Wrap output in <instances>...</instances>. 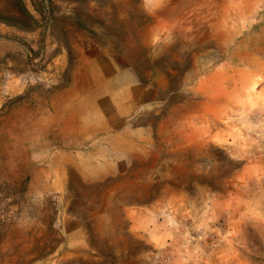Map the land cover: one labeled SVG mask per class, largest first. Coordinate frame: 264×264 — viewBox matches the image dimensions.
Wrapping results in <instances>:
<instances>
[{"label": "rangeland", "instance_id": "obj_1", "mask_svg": "<svg viewBox=\"0 0 264 264\" xmlns=\"http://www.w3.org/2000/svg\"><path fill=\"white\" fill-rule=\"evenodd\" d=\"M127 248L264 264V0H0V264Z\"/></svg>", "mask_w": 264, "mask_h": 264}, {"label": "crops", "instance_id": "obj_2", "mask_svg": "<svg viewBox=\"0 0 264 264\" xmlns=\"http://www.w3.org/2000/svg\"><path fill=\"white\" fill-rule=\"evenodd\" d=\"M93 90H96V87H94L93 89H91L88 93L93 92ZM74 92H75V96L76 97H75V100L73 102L70 100V103H69L70 104V107H72V106L75 105L74 106L75 108H82V107L79 106V102L82 99L86 98L85 93L82 94L80 91H78V89H73L69 93L72 94ZM121 122L118 120V122H117V126L118 127H117L114 122L108 120V117L107 116H105V120L102 121V122H93L91 120H86V119L84 121V119H83L80 122V125H85L86 126L84 128V131H86V132L83 133L84 136L81 134L82 140L84 142L85 141L88 142V141H91L92 139H94L96 137L106 136V135L109 134V132L116 131L118 133L119 130H120L119 127H120V125H122ZM128 142H130L133 145H136V146H138L140 148V142L137 141V140H135L134 138H129V141ZM58 167L59 168H62V169H60V171L57 173V178H56L57 180L56 179L54 180L53 187L52 188H54L56 190H60L61 192H64V191H66V189H69V187H70V186L67 185V180L64 177L65 169L63 167H65V165L62 163V164H59ZM109 209H110L109 207H106L103 211L104 212H108ZM97 212H100V213L97 214ZM102 212L101 211H96V212H94V215H92V218H94L93 221H95L94 223H97L95 225V227L99 229L98 231H95L94 232V235L93 236H96V237L101 236L100 234L104 232L103 229L105 231L108 230L107 226L109 227V225H110V222H109L110 220L104 221L102 219L103 216H104ZM71 218H74V216L71 217ZM76 218H77V220L80 221V218L79 217H76ZM129 219L131 221H136L132 217L129 218ZM130 220H127L126 219L125 221H130ZM95 234H98V235H95ZM134 234H135V232H134ZM103 252H105V251L102 250L100 252V254H99V257L94 258V260H97V259L103 260V258H104L105 261H107V258L109 256L108 255L106 256L105 254L102 255L101 253H103ZM117 254L118 255L117 256H114L113 258L111 256L109 257L110 258V262H112L114 260V262H115L114 264H131V263H134V256L133 255L135 254V252L133 250H131L130 248H127L126 253H125L124 256H123V253L121 251H119ZM137 255H138V252H137Z\"/></svg>", "mask_w": 264, "mask_h": 264}]
</instances>
